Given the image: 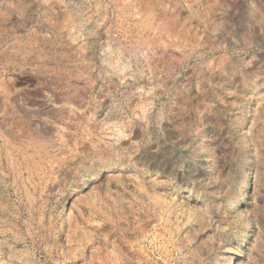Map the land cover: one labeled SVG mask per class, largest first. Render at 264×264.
<instances>
[{"label": "rangeland", "instance_id": "1", "mask_svg": "<svg viewBox=\"0 0 264 264\" xmlns=\"http://www.w3.org/2000/svg\"><path fill=\"white\" fill-rule=\"evenodd\" d=\"M0 264H264V0H0Z\"/></svg>", "mask_w": 264, "mask_h": 264}]
</instances>
